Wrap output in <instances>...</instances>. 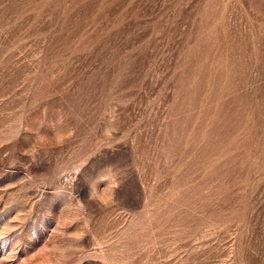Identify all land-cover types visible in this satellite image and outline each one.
<instances>
[{
	"label": "rangeland",
	"instance_id": "rangeland-1",
	"mask_svg": "<svg viewBox=\"0 0 264 264\" xmlns=\"http://www.w3.org/2000/svg\"><path fill=\"white\" fill-rule=\"evenodd\" d=\"M0 264H264V0H0Z\"/></svg>",
	"mask_w": 264,
	"mask_h": 264
}]
</instances>
